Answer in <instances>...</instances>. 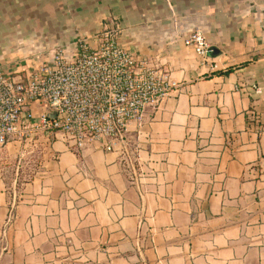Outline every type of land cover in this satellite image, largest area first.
<instances>
[{
    "label": "crops",
    "instance_id": "0c3cea01",
    "mask_svg": "<svg viewBox=\"0 0 264 264\" xmlns=\"http://www.w3.org/2000/svg\"><path fill=\"white\" fill-rule=\"evenodd\" d=\"M114 26L175 87L110 153L0 151V264H264V0H0V70Z\"/></svg>",
    "mask_w": 264,
    "mask_h": 264
},
{
    "label": "built area",
    "instance_id": "2783aa9c",
    "mask_svg": "<svg viewBox=\"0 0 264 264\" xmlns=\"http://www.w3.org/2000/svg\"><path fill=\"white\" fill-rule=\"evenodd\" d=\"M117 31L114 26L72 47L52 49L24 77L0 70V151L39 134L60 136L75 153L86 148L110 153L126 141L128 126L141 121L175 85L123 48ZM183 44L203 60L211 53L209 40L197 29Z\"/></svg>",
    "mask_w": 264,
    "mask_h": 264
},
{
    "label": "rangeland",
    "instance_id": "374dc122",
    "mask_svg": "<svg viewBox=\"0 0 264 264\" xmlns=\"http://www.w3.org/2000/svg\"><path fill=\"white\" fill-rule=\"evenodd\" d=\"M42 158V153L41 152H38V155H37V158H36V161L37 163H35L33 166H34V169H37L39 168V163H40V159Z\"/></svg>",
    "mask_w": 264,
    "mask_h": 264
},
{
    "label": "trees",
    "instance_id": "16d2710c",
    "mask_svg": "<svg viewBox=\"0 0 264 264\" xmlns=\"http://www.w3.org/2000/svg\"><path fill=\"white\" fill-rule=\"evenodd\" d=\"M229 71H227V72H225V73H228ZM224 72H215V73H213V75H223V74H225Z\"/></svg>",
    "mask_w": 264,
    "mask_h": 264
},
{
    "label": "water",
    "instance_id": "95a60500",
    "mask_svg": "<svg viewBox=\"0 0 264 264\" xmlns=\"http://www.w3.org/2000/svg\"><path fill=\"white\" fill-rule=\"evenodd\" d=\"M211 56L215 55V50L214 48H211V53H210Z\"/></svg>",
    "mask_w": 264,
    "mask_h": 264
}]
</instances>
